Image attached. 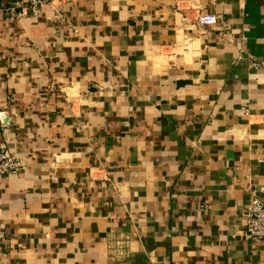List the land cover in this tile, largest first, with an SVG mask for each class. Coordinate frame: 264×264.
I'll return each mask as SVG.
<instances>
[{
    "label": "crops",
    "instance_id": "crops-1",
    "mask_svg": "<svg viewBox=\"0 0 264 264\" xmlns=\"http://www.w3.org/2000/svg\"><path fill=\"white\" fill-rule=\"evenodd\" d=\"M2 151L0 264H264L243 218L264 197V0L3 19Z\"/></svg>",
    "mask_w": 264,
    "mask_h": 264
},
{
    "label": "built area",
    "instance_id": "built-area-1",
    "mask_svg": "<svg viewBox=\"0 0 264 264\" xmlns=\"http://www.w3.org/2000/svg\"><path fill=\"white\" fill-rule=\"evenodd\" d=\"M72 4L75 0H0V21L9 17H37L43 9L55 2ZM221 18L215 14L201 12L197 23L201 29H209L220 24ZM20 163L5 151L0 152V177L18 174ZM245 219L244 237L247 240L264 242V197H256L254 203L243 214ZM6 232L0 229V242L6 239Z\"/></svg>",
    "mask_w": 264,
    "mask_h": 264
}]
</instances>
